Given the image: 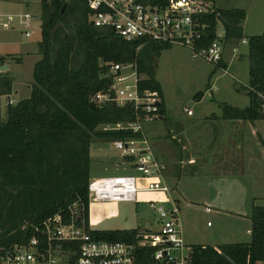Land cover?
<instances>
[{
    "label": "trees",
    "instance_id": "1",
    "mask_svg": "<svg viewBox=\"0 0 264 264\" xmlns=\"http://www.w3.org/2000/svg\"><path fill=\"white\" fill-rule=\"evenodd\" d=\"M144 5L164 7L171 0H138ZM64 5V10L61 8ZM92 11L85 0H41L40 58L32 69L29 95L7 104L0 116V247L26 243L35 226L55 213L69 217L76 211L78 224L88 227L90 147L94 140L140 138L131 130H103L104 124L134 119L130 105L102 106L91 97L105 91L111 79L108 63L136 64L143 75L141 90L162 91L155 78L158 54L171 47L141 39L126 40L111 28L90 24ZM242 9L216 8L204 13L201 44L215 39L218 23L223 27L224 43L244 38ZM247 106L221 103L223 119L254 121L264 119V28L247 38ZM1 60H3L1 58ZM11 92V80L0 75V95ZM159 117L165 113L159 103ZM131 161V157H125ZM250 240L217 246L194 244L191 264H257L264 262V205H252ZM91 230V229H90ZM98 239L131 242L135 264H153L155 247L137 244L139 229L91 230Z\"/></svg>",
    "mask_w": 264,
    "mask_h": 264
},
{
    "label": "rangeland",
    "instance_id": "2",
    "mask_svg": "<svg viewBox=\"0 0 264 264\" xmlns=\"http://www.w3.org/2000/svg\"><path fill=\"white\" fill-rule=\"evenodd\" d=\"M40 3L41 0H0V13L13 15L16 25L15 30L0 29V57L3 58V66H8L7 69L4 68L3 73L7 74L11 80V92L0 95V116L2 119L6 117L5 108L8 99L17 102L29 95L30 85L33 81V65L40 58L38 53L41 23ZM212 6L213 10L216 9L214 3ZM25 12L36 15L32 19L33 33L31 37H25L20 32L21 27L17 23L18 14ZM223 32L222 25L218 23L215 28V37L221 39ZM227 44L224 43V47L231 48V45ZM218 63L212 64L218 65ZM212 64L203 61V59L191 58L187 48L179 45H171L170 48L164 49L158 54L154 62V73L161 87L162 101L167 118L164 121L143 123L142 135L147 136L146 128L156 130V134L151 138L154 144L160 142L158 145L160 147L156 150L153 149L152 154L156 156L158 163L166 164L160 170L162 175L170 168L176 177L185 178L187 168L191 166L190 163L194 162L191 160L192 156L197 155L195 157L198 160L200 156L205 154L221 155L224 151H222V147H227L228 151L235 149L234 153L242 154L244 167L242 179L246 182V189L252 193V195L245 196L244 210L249 214L247 209L252 205H264V198L261 197L264 195V190L252 191L250 188L251 179L254 175L260 173L264 177V153L258 160H254L255 157H253L255 156L253 153H256L258 147L262 149L260 139L264 140V121L258 119L259 122L254 125L258 134L256 132L252 134L253 127L247 126L246 132L239 137L242 148L240 144L237 146L228 145L230 138H224L225 140L219 144L220 151H218L219 147L214 144L217 139L215 136H211L208 128V125H211L210 120H215L213 117L211 118V114L217 111L216 103L210 99L212 95L218 100H230L232 97L225 95L221 90L220 83L226 82L227 84L228 76L223 75L219 81H215L216 76L222 74L223 71L217 69L219 65ZM215 66L217 70L212 72ZM236 86L247 97L246 87L243 85L239 87L238 82H236ZM202 91H205L206 94L197 100L196 94ZM226 94L229 93L226 92ZM187 110H190L193 116L188 115ZM158 124L160 125L158 126ZM175 125L176 128H180L178 134ZM107 126L109 125L104 124L100 128L103 129ZM169 130H173L172 133ZM234 133L237 134V130ZM156 136L159 137L155 138ZM171 136L174 137L171 138ZM162 146L166 151V161L157 152L161 150ZM90 155L91 179L107 174L133 173L137 177V187H144L150 181L159 180L158 177H155L156 175L145 177L141 176L135 169H131L129 164H132L133 159L128 161L125 157L120 156V152L112 146L111 140H94L91 143ZM176 177H173V181L167 182V185L170 188V197L178 198L180 201L178 217L182 221L181 229L182 233L185 232L184 238L188 239L185 240L186 242L217 246L222 243L248 242L250 240V235L246 232L250 227L249 215L234 217V214L228 213L231 214V217H227L223 222L215 209L211 212L204 210L203 200L199 198V194H190L189 191L192 186L188 181L178 183ZM231 189L236 190L234 185H231ZM190 196L197 199V202L191 203L189 201L191 205H187L186 200ZM151 201H154L155 205L160 204L164 207L170 205L169 195L165 192L140 191L136 201H90L88 227L91 230L139 229L146 231L145 229L152 227L155 229L156 226L159 227L160 220L156 209L150 206ZM216 243L217 245H215ZM188 247L185 246V249ZM257 264H264V262Z\"/></svg>",
    "mask_w": 264,
    "mask_h": 264
},
{
    "label": "built area",
    "instance_id": "3",
    "mask_svg": "<svg viewBox=\"0 0 264 264\" xmlns=\"http://www.w3.org/2000/svg\"><path fill=\"white\" fill-rule=\"evenodd\" d=\"M92 11L90 21L96 27L111 28L126 40L141 39L144 43L156 42L179 45L187 48L190 57L218 63L222 59L224 43L213 39L201 44L206 26L200 22L204 13L212 11V0H171L164 7L144 5L138 0H85ZM34 15L18 14L20 32L25 37L33 33ZM0 29L15 30L14 17L0 13ZM240 43H247L243 38ZM0 57V75L3 73ZM106 75L111 83L105 91L91 97L92 103L117 106L130 105L134 108V119L117 122L103 130H131L142 134V124L157 121L159 103L162 100L157 90H141L139 80L143 75L136 64L108 63ZM8 99L7 104H14ZM264 112V104L262 106ZM191 115V111L187 110ZM114 149L122 157L133 159V168L141 176L159 177L160 165L155 161L148 140L140 138L112 140ZM134 175H110L90 180L88 195L90 201H136L138 192H165L169 189L161 179L150 181L144 187L136 186ZM159 215V227L155 231H144L137 244L155 247L153 264H191L190 250L185 249L178 231V206L170 200L169 207L155 205ZM208 209V208H207ZM71 209L69 217L55 213L35 226L26 243L0 247V264H135V247L131 242L98 239L89 228L77 222V215Z\"/></svg>",
    "mask_w": 264,
    "mask_h": 264
},
{
    "label": "crops",
    "instance_id": "4",
    "mask_svg": "<svg viewBox=\"0 0 264 264\" xmlns=\"http://www.w3.org/2000/svg\"><path fill=\"white\" fill-rule=\"evenodd\" d=\"M213 3L215 5V8H221V9L238 8V9L244 10L245 19L243 21V34L246 40L249 36L258 35L263 31V28H264V0H213ZM227 45H231V48L224 47L222 59L218 63L219 68L215 66L212 71V72H215L217 69L223 71L222 74L216 76L215 81H219L223 75L228 76L227 84L226 82L220 83L221 90L225 95L232 97V99L230 100L228 99L218 100L212 95V98L210 99L212 100V102L216 103L217 111L213 112L211 114L212 116L210 115L211 118L213 117V119L215 120L209 119L211 125H208V128H209L211 136L212 137L215 136L217 139L215 140L214 144H216V146L219 147L218 151H220L219 144L222 140H225L224 138H227V139L230 138L228 145L231 144V145L237 146L238 144H240L242 148V143H240L239 137L243 136L242 134L246 132L247 126L251 125L254 129L255 128L254 125H256V123H258L259 121H264V119H259V121L257 119L254 121H249L250 123L248 124L247 123L248 121L223 119L221 117V113H222V109L220 106L221 103L230 104L236 107L242 106L240 108L247 106L249 103V99L243 93H241L240 90L238 89V86H236V82L239 83V87L240 85L246 86L248 83L247 43L236 42V43H228ZM212 65H217V64H212ZM7 68L8 66H6V69ZM202 92H203V95H202L203 97L206 93L205 91H202ZM226 92H228L229 94H226ZM191 116L193 115L191 114ZM166 118L167 116H166V109H165L164 115L161 117V119H158L157 121H164ZM169 122H172V120H169ZM159 125L160 124H158V126ZM175 128H176V125H175ZM179 129L180 128L175 129L177 130L176 131L177 134H178ZM216 130H218V132H216ZM236 130H237V134L234 133L236 132ZM146 131H148L146 135L148 137L150 136V138H148L144 134L143 135L148 140V143L151 148V153H152L154 151L153 149L156 150L158 147H160L158 146L160 142H158V144H154L152 141L151 137L154 136V134H156V130H148L146 128ZM171 131L173 130H169L170 133H172ZM255 132L257 133L256 129L252 130L251 133L255 134ZM164 133L166 132L164 131ZM227 135H230V136H227ZM157 137L159 136H156L155 138ZM173 137L174 136H171V138ZM260 141L262 143V149L261 148L259 149L258 147V149L256 150V153H253V155H255L253 156L255 157L254 160L260 159L261 154L264 153V140L260 139ZM222 151H223V154L221 155L214 154L213 156H211V155L205 154L204 156H200L198 160H196V157H195L197 155L192 156L191 160L194 162L190 163L191 166L187 168V173L184 176L185 178L176 177V174H174L173 171L171 172L170 168L165 171L164 175H162L160 171L158 178L161 179V181L166 185H167V182L173 181L175 177L177 178L178 183L180 181H182V183L188 181L192 186V189L189 191L190 194H199V198L203 200L204 210L206 212H211L213 209H215L217 214L219 215L218 217L224 222L227 219V217H231V214H234L235 215L234 217H238L239 215H245V216L249 215L250 216V212H251L250 208L252 206L249 209H247L249 211V214H247V211L244 210L245 202H246L245 196L247 197L249 194L252 195V193L250 192L249 189H246V182L242 179V173L244 172V167L242 164L243 155L238 154V152L234 153L235 149L234 151L233 150L228 151L227 147H222ZM157 152L160 155V157L166 161L167 156H166L165 148L162 146L161 150H158ZM152 155L156 161L157 160L155 158L156 156L154 154ZM194 157H195V160H194ZM158 164L160 165L161 169H163L164 166L166 165L161 162ZM129 165L131 169H134L132 164H129ZM126 174L136 176L133 173H126ZM110 175H119V174L117 173L107 174V175L92 177V179L100 178L103 176H110ZM121 175H124V174H121ZM231 185H234V188L236 190H232ZM167 187L168 189H170L168 185ZM250 188L252 189V191L264 190V177H262L260 173L254 175V177L251 179ZM167 194L169 195V203H170V200L174 201L177 204L178 211H179V208H180L179 199L171 198L169 192ZM261 197L264 198V195H261ZM196 200L197 199H194L190 196L188 200H186V204L191 205V203H196L197 202ZM242 212L244 213L242 214ZM228 213H231V214H228ZM181 224H182V221L178 217V225H179L178 231L183 240L184 246H189L188 249H190V247L194 244L185 241L188 239L184 238L185 232L182 233ZM145 230L155 231L157 230V228L153 229L152 227V228H147ZM246 232L250 235V227H248ZM199 244H202V243H199ZM215 245H217V243Z\"/></svg>",
    "mask_w": 264,
    "mask_h": 264
},
{
    "label": "water",
    "instance_id": "5",
    "mask_svg": "<svg viewBox=\"0 0 264 264\" xmlns=\"http://www.w3.org/2000/svg\"><path fill=\"white\" fill-rule=\"evenodd\" d=\"M44 1H46V0H44ZM63 10H64V5H63L62 8H61V12H62ZM34 17H36V15H34ZM90 24H92V21H90ZM2 67L6 69V66H5V65L2 66ZM202 95H203L202 92H198V93L196 94L197 100H200L201 97H202ZM90 106L93 107V106H94L93 103H90ZM159 119H161V117H160Z\"/></svg>",
    "mask_w": 264,
    "mask_h": 264
}]
</instances>
